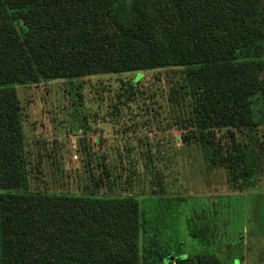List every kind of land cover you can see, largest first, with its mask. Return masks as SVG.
I'll return each mask as SVG.
<instances>
[{"label":"trees","instance_id":"trees-1","mask_svg":"<svg viewBox=\"0 0 264 264\" xmlns=\"http://www.w3.org/2000/svg\"><path fill=\"white\" fill-rule=\"evenodd\" d=\"M176 69L191 109L182 144L251 188L234 132L264 127V0H0V264H142L135 196L30 190L17 88Z\"/></svg>","mask_w":264,"mask_h":264},{"label":"rangeland","instance_id":"rangeland-1","mask_svg":"<svg viewBox=\"0 0 264 264\" xmlns=\"http://www.w3.org/2000/svg\"><path fill=\"white\" fill-rule=\"evenodd\" d=\"M185 86L176 69L18 87L30 190L135 196L142 264H264V127L234 132L255 171L251 188L235 189L197 144H182Z\"/></svg>","mask_w":264,"mask_h":264}]
</instances>
